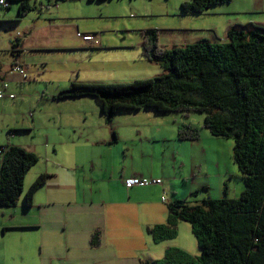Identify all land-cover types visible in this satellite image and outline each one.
Masks as SVG:
<instances>
[{
    "label": "crops",
    "instance_id": "crops-1",
    "mask_svg": "<svg viewBox=\"0 0 264 264\" xmlns=\"http://www.w3.org/2000/svg\"><path fill=\"white\" fill-rule=\"evenodd\" d=\"M17 1L8 0L6 9L0 6V90L5 94L0 99V146H20L36 154L37 165L42 161L40 152H44L45 166L28 176V186L40 174L48 177L33 194L30 206H26L22 195L14 207L0 208V264H139L161 260L170 248L197 256V241L186 222H177L176 234L171 239L154 241L147 232V228L166 223L167 203L182 200L177 191L163 181L158 186L129 189L123 186L127 178H160L166 150L161 153L162 167L157 166L154 144L170 142L169 135L174 130L163 126L169 124L154 125L161 132L154 133L147 140L150 146L145 147L141 146L140 133L136 130L138 121L125 126L133 129L134 134L124 138L113 123L115 116L112 123L107 124L101 105L93 98H55L71 83H127L147 79L149 76L138 77L134 68L127 67L128 72L123 70L124 64L131 61L144 69L142 65L148 61L141 56L142 38L136 42L114 41L80 24L102 19L105 16L102 13L95 16L96 13L89 14L85 10L90 6L102 10L101 5L106 6L113 0H31L33 10L24 17L18 16ZM237 2L242 6L238 10ZM233 8L249 17L243 22L227 17L225 38L230 27L255 23L253 17L257 14L264 18V0H236ZM230 9L228 6L220 14L212 12L210 16L237 14ZM210 20L212 24L207 30L201 25L184 27L185 35L203 30L215 34L217 18ZM77 32L94 36L98 44L87 45L77 38ZM187 41L186 36L166 45L160 42V46L173 49L190 44ZM16 51L20 53L13 55ZM117 51L130 52L113 55ZM5 55L8 56L6 67L2 63ZM14 65L25 71V78L12 71ZM160 69L159 66L157 70L150 68L149 73L161 75ZM32 70L47 82L44 90L39 82L35 84L34 101L28 109L31 125L24 126L19 119L25 114L19 112L20 106L14 102V90L24 91V97L27 95L26 81H34V77L30 79L28 75ZM52 72L59 78L51 79ZM143 73L148 74L147 70ZM43 81L40 79V83ZM49 84L54 85L56 91L48 92ZM35 131L41 133L39 140L27 137L29 141H23L24 135L31 137ZM186 142L196 143L177 140L172 163L179 160L183 166L182 147ZM150 148L149 154L145 149ZM48 161L52 166L49 167ZM179 176L190 189L189 180L181 173ZM206 183L194 187L187 196L188 201H201L209 196L210 188ZM199 190L205 195L199 192L193 196Z\"/></svg>",
    "mask_w": 264,
    "mask_h": 264
},
{
    "label": "trees",
    "instance_id": "trees-1",
    "mask_svg": "<svg viewBox=\"0 0 264 264\" xmlns=\"http://www.w3.org/2000/svg\"><path fill=\"white\" fill-rule=\"evenodd\" d=\"M230 1L189 0L180 11L202 15ZM17 2L19 17L33 10L31 0ZM157 32L141 31V56L158 65L161 75L127 83H71L55 98H93L109 125L119 111L148 109L178 113L182 118L190 112L204 114L202 129L232 140V159L244 189L236 199L228 196L224 184L220 199L168 202L166 223L147 228L148 234L154 241L171 239L177 222H186L199 254L170 248L161 260L139 264H264V25H234L227 30L225 42L200 40L173 49L159 45ZM176 137L194 142L200 133L182 124ZM37 163V155L20 146H0V208L14 207L22 195L26 206L31 205L33 194L48 177L38 175L24 192L26 174Z\"/></svg>",
    "mask_w": 264,
    "mask_h": 264
},
{
    "label": "rangeland",
    "instance_id": "rangeland-1",
    "mask_svg": "<svg viewBox=\"0 0 264 264\" xmlns=\"http://www.w3.org/2000/svg\"><path fill=\"white\" fill-rule=\"evenodd\" d=\"M185 1L188 0H113L106 6L101 5L102 10L96 6L95 10L92 6L85 10L86 13L89 14L96 13L95 16H99L102 13L105 15L102 19H95L80 24H84L87 28L89 27L88 30L91 28L92 30L97 31L101 37H110L114 41L127 39L132 42H136L142 38L141 31L146 29H154L158 31L157 34L159 45H161L160 42L162 45H166V43L171 41L183 40L186 36L189 40L187 43L190 44L192 42L194 43L200 41L201 39L208 40L212 43H220L226 41V38L223 34L225 27L224 25L226 24V20L228 18L232 20L238 19L239 21L243 22L249 17L243 13L239 14L237 12V10L242 7L238 2L236 3V5H238L237 10L233 8V4L236 0H233L227 4L214 6L212 9H210V11L202 15H187L190 17H184L181 14L180 6L182 2ZM228 6L231 7L232 11L237 12V14L229 16H210L212 12L220 14V12L224 11V9L228 8ZM210 18H217L215 23V34H213L211 31H206L208 25L212 24ZM253 19L255 23H264V18L261 14L254 15ZM200 25L201 27H205L206 30H203L202 32L197 31V33H187L185 35L184 27H195ZM128 52L130 51H117L113 55H128ZM7 59V55L2 57V63L4 67L8 66ZM142 66L144 69L141 68L139 63L131 61L127 65L124 64L123 70L124 72H128L127 67H129V69L134 68L139 73L138 77L149 76L148 78H152L156 75L150 74L149 70L150 68L157 70L158 65L147 62L143 63ZM144 70H147V75L146 73H143ZM28 75L30 79L34 77V81H26L25 86H27V90H25V93L27 95L24 97V91L22 93V91H19L18 89L14 90V102L20 106L19 112L25 114L24 117L19 119L20 124L24 126L31 125V123H29L30 117L28 114V109L29 105H31V103L34 101L33 95L34 89H36L35 84L39 82L40 86L44 90L45 82H47L44 77L36 76L35 71L33 70L31 74ZM50 78L56 80L59 77H57V75L53 74L52 72ZM40 79H44V81L40 83ZM51 91H56L55 86L49 84L48 92ZM204 117V114L198 112H190L186 118H182L178 113H156L154 110L141 109L138 111H119L115 114L116 119L113 121V123L116 129L123 134L124 138H129L131 133L134 134V131L133 129H129L125 126L134 121H138V129L136 130L140 133L139 139L141 141V146L145 147L150 146L148 145L147 140L153 137L154 133L160 134L161 132L157 127H153L154 125L169 124L163 126L168 127L169 130L170 128L171 130H174L173 133H168L170 134L169 137H171L169 138L170 142L167 144L161 143L159 141L155 142V151L153 153V157L157 166L162 167L161 161L163 158L161 159V153L163 150H166L163 169L159 171V175L165 184L169 185L171 189H174L178 192L180 199H187V202L198 204L199 201H188L190 198H187V196L194 187H201L205 181H207L206 185H208L210 188L208 197L212 199L222 198V190L224 188V184H226L228 188V196L230 198L236 199L244 189V184L241 179V174L232 159L233 142L231 139L214 137L206 129H202L201 126ZM177 123H179V126H181V124L191 125L197 128L200 133V139L195 141L196 143H183L184 145L182 150L185 152L183 166L179 160L175 163L171 162V157L172 159L174 157V150L177 151L178 147L177 139L175 137V127ZM126 131H129L130 133H126ZM39 135H41V133L36 131L31 137H29V134L24 135L23 141H29L27 137L32 141L39 140ZM152 148L149 150L145 149V151L150 154ZM204 151L207 152H205V155L203 154ZM40 153L41 154L39 155L42 161L40 162V165L36 164L28 173L25 179L27 181H25L24 189H26L28 186V179L30 178L28 176H30V174L36 173L39 168L42 169L45 166L44 152ZM48 162L49 167L52 166L51 161ZM180 173L189 180L190 189L188 186H184V181L179 176ZM199 194L201 196L205 195L202 190H200Z\"/></svg>",
    "mask_w": 264,
    "mask_h": 264
},
{
    "label": "built area",
    "instance_id": "built-area-1",
    "mask_svg": "<svg viewBox=\"0 0 264 264\" xmlns=\"http://www.w3.org/2000/svg\"><path fill=\"white\" fill-rule=\"evenodd\" d=\"M9 3L7 0H0V6H2L4 9H6L8 7ZM77 38H80L84 43H86L87 45H97L98 41L97 39H95L94 36L90 35V34H81L79 32L76 33ZM12 71L16 72L17 74H19L20 76H22L23 78H25V71L19 67L18 65H14L12 67ZM6 87V85L4 84V88ZM5 96L3 90H0V99H2ZM9 97L12 98V95H10ZM162 180L159 178H149V177H133V178H127L125 180H123V186L125 188H134V187H149V186H158L161 185ZM162 201L166 202L165 197H162Z\"/></svg>",
    "mask_w": 264,
    "mask_h": 264
}]
</instances>
